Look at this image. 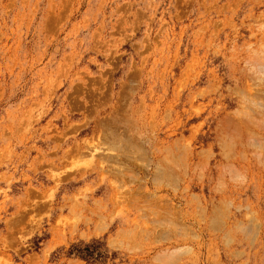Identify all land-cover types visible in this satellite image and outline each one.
Segmentation results:
<instances>
[{"label": "rangeland", "instance_id": "1", "mask_svg": "<svg viewBox=\"0 0 264 264\" xmlns=\"http://www.w3.org/2000/svg\"><path fill=\"white\" fill-rule=\"evenodd\" d=\"M263 56L264 0H0V264H264Z\"/></svg>", "mask_w": 264, "mask_h": 264}, {"label": "bare ground", "instance_id": "2", "mask_svg": "<svg viewBox=\"0 0 264 264\" xmlns=\"http://www.w3.org/2000/svg\"><path fill=\"white\" fill-rule=\"evenodd\" d=\"M263 47V46H262ZM261 47V48H262ZM259 51V50H258ZM260 57V56H259ZM264 57V56H263ZM262 58V57H261ZM260 58V59H261ZM264 62V61H263ZM262 62V60H261V63H263ZM253 63V62H252ZM255 63H257L256 61H255ZM255 63H253V64H255ZM251 64V63H250ZM253 66V65H252ZM264 65H262V67H263ZM255 67V66H254ZM260 68V67H258L259 69H262V70H264V67L263 68ZM261 70V71H262ZM259 72V71H258ZM253 73V72H252ZM259 74V73H258ZM263 74V73H262ZM261 74V75H262ZM264 76V75H263ZM262 77V76H261ZM257 78H259V80H260V77H257ZM263 81H264V79H263ZM260 83H258V84H261V81H259ZM263 83V82H262ZM264 84V83H263ZM251 85V84H250ZM255 86V85H254ZM248 88V87H247ZM251 89V88H250ZM254 89H257V88H254ZM261 89H263V88H261ZM261 89H260V91L259 92H261ZM253 91V90H252ZM244 92V91H243ZM247 92H248V90H247ZM253 93V92H252ZM255 93H256V90H255ZM263 93V92H262ZM264 94V93H263ZM260 96V95H259ZM259 96H257V97H259ZM247 97V96H246ZM245 97V98H246ZM251 98H252V96H251ZM249 100V99H248ZM251 100V99H250ZM250 100H249V102H250ZM257 100V99H256ZM243 101V100H242ZM252 101V100H251ZM254 101V100H253ZM252 101V102H253ZM259 101V100H258ZM260 101H263L262 99L260 100ZM249 102H248V104H249ZM255 103H256V101H255ZM258 103V102H257ZM260 103V102H259ZM250 104H252V103H250ZM258 106H259V108L260 107H263V110H264V106L262 105H259V104H257ZM256 106V105H255ZM248 107V106H247ZM247 109V108H246ZM249 109V108H248ZM251 110H252V108H250ZM254 109H257V108H255L254 107ZM260 110V109H259ZM258 110V111H259ZM250 111V110H249ZM260 111H262V110H260ZM243 112V111H242ZM252 112V111H251ZM254 112V111H253ZM252 112V113H253ZM256 112V111H255ZM254 112V113H255ZM258 113V112H257ZM264 113V112H263ZM239 114V113H238ZM259 115L258 116H260V113H258ZM261 115H262V113H261ZM254 116V115H253ZM257 116V117H258ZM263 116V115H262ZM238 117V116H237ZM242 118V117H241ZM235 119H236V117H235ZM238 119V118H237ZM241 120V119H240ZM242 120H245V119H242ZM237 121V120H236ZM234 123H237V122H235L234 121ZM116 124V123H115ZM221 124V123H220ZM231 124V123H230ZM229 124V125H230ZM243 124V123H242ZM114 125V124H113ZM233 125H237V124H233ZM246 126H247V124H246ZM111 128H112V126H110ZM224 127V126H223ZM248 127V126H247ZM257 127V126H256ZM118 128V127H117ZM225 129V128H224ZM233 129V128H232ZM250 129V128H249ZM106 131H107V129H105ZM117 130V129H116ZM229 130H230V128H229ZM222 131V130H221ZM237 131V130H236ZM248 131H250V130H248ZM110 132H112V131H110ZM122 132V131H121ZM234 132V131H233ZM232 132V133H233ZM264 132V131H263ZM250 133V132H249ZM122 134V133H121ZM227 134V133H226ZM225 134V135H226ZM240 134H241V132H240ZM102 135V134H101ZM125 135V134H124ZM254 135V134H253ZM257 135H259V134H257ZM261 135V134H260ZM120 136V135H119ZM118 136V137H119ZM234 136V135H233ZM256 137H258V136H256ZM112 138V137H111ZM240 138V137H239ZM252 138V137H251ZM253 138H255V137H253ZM126 139V138H125ZM131 139V138H130ZM233 139V138H232ZM256 140H257V143L256 144H258V141H260L261 139H260V137H259V139L258 138H255ZM226 140V139H225ZM228 140V139H227ZM245 140V139H244ZM247 140V139H246ZM264 140V139H263ZM126 141V140H125ZM128 141V140H127ZM234 141V140H233ZM262 141V140H261ZM101 142V141H100ZM110 142V141H109ZM123 142V141H122ZM253 142H255V141H253ZM253 142H252V144H253ZM111 143V142H110ZM230 143V142H229ZM263 142H260V144H262ZM99 144V143H98ZM109 144V143H108ZM107 144V145H108ZM233 144H235V143H233ZM100 145H101V143H100ZM99 145V146H100ZM230 145V144H229ZM229 145H227V146H229ZM264 145V144H263ZM122 146V145H121ZM128 146V145H127ZM259 146V145H258ZM101 147H102V145H101ZM107 147H109V146H107ZM110 147H112V145L110 146ZM116 147V146H115ZM131 147V146H130ZM138 147V146H137ZM178 147V146H177ZM184 147V146H183ZM223 147V146H222ZM231 147V145L228 147V148H230ZM255 147V146H254ZM106 148V147H105ZM166 148V147H165ZM250 148V147H249ZM115 149V148H114ZM124 149V148H123ZM138 149V148H137ZM182 149V148H181ZM180 149V150H181ZM261 149V148H260ZM127 150H128V148H127ZM160 150V149H159ZM158 150V151H159ZM136 151V150H135ZM166 151V150H165ZM170 151H171V148H170ZM261 152V151H260ZM98 153V152H97ZM130 153V152H129ZM133 153V152H132ZM139 153V152H138ZM146 153V152H145ZM180 153V152H179ZM182 153V152H181ZM256 152H254V154H255ZM172 154H173V152H172ZM133 155V154H132ZM175 155V154H174ZM261 155V154H260ZM99 156H100V154H99ZM118 153L117 154H107L106 155V159H107V161H109L110 160V162H115L116 164H112V165H110L111 167H115L116 168V170H117V172H119L120 174H122L123 176L125 175L126 176V174L127 175H129L128 174V172L129 171H131L132 172V170L130 169V167H129V165L128 164H126V163H121L122 161H120L119 159H118ZM142 156V155H141ZM257 156H258V154H257ZM128 157V156H127ZM139 157V156H138ZM105 159V158H104ZM105 159V160H106ZM109 159V160H108ZM120 159H123V158H120ZM133 160V159H132ZM100 161V160H99ZM186 161V160H185ZM264 161V160H263ZM104 162V161H103ZM147 162H149V161H147ZM101 163V162H100ZM107 163V162H106ZM133 163V162H132ZM138 164V163H137ZM141 164V163H140ZM146 164V163H145ZM154 164V163H153ZM170 165H172V164H170ZM169 165V166H170ZM138 166H140V165H138ZM164 166V165H163ZM168 166V165H167ZM145 167V166H144ZM158 168H159V166H157ZM131 168H133V167H131ZM160 168H161V166H160ZM164 168H165V170H164ZM163 168V171L162 172H166L167 171V169H166V166ZM171 168V167H170ZM169 168V170H171ZM102 169V168H101ZM162 169V168H161ZM161 169H158V171H161ZM104 170V169H103ZM141 170V169H140ZM168 170V171H169ZM173 170V169H172ZM105 171V170H104ZM158 171H156V172H158ZM167 171V172H168ZM174 171V170H173ZM176 171V170H175ZM134 172V171H133ZM183 172V171H182ZM135 173V172H134ZM168 173H170V172H168ZM159 174V177H160V173H158ZM157 174V175H158ZM163 174H165V173H163ZM172 174V173H171ZM182 174V173H181ZM133 175L134 174H132L131 173V177H133ZM156 175V176H157ZM168 175V174H167ZM135 176L137 177V175L135 174ZM155 176V175H154ZM178 176V175H177ZM129 177V176H128ZM164 177V176H163ZM163 177H162V179H163ZM170 177V176H169ZM134 178V177H133ZM158 177H156V179H157ZM120 179V178H119ZM129 179V178H128ZM136 179H138V178H136ZM141 179V178H140ZM155 179V180H156ZM127 180V179H126ZM135 179H133V181H134ZM157 180H159V178L157 179ZM156 180V181H157ZM125 181V180H124ZM130 181V180H129ZM161 181V180H160ZM131 182V181H130ZM159 182V181H158ZM172 182V181H171ZM125 184V183H124ZM169 186H171V184L169 185ZM116 188V187H115ZM127 188V187H126ZM142 188V187H141ZM129 189V188H128ZM127 189V190H128ZM143 189V188H142ZM117 190V189H116ZM125 190V189H124ZM139 190V189H138ZM131 191V190H130ZM175 191V190H174ZM128 192H129V190H128ZM134 192H136V190L134 191ZM119 193V192H118ZM132 193V192H131ZM124 194V193H123ZM133 194V193H132ZM137 194V193H136ZM158 195V194H157ZM113 196V195H112ZM121 196H123L122 194H121ZM147 196H148V194H147ZM153 196V195H152ZM132 197V196H131ZM139 197V196H138ZM144 197V196H143ZM167 199V198H166ZM133 200H135V197H134V199ZM139 200V199H138ZM159 200V199H158ZM117 201V200H116ZM137 201V200H136ZM199 201V200H198ZM158 202V201H157ZM165 202V201H164ZM149 203V202H148ZM169 203V202H168ZM167 203V204H168ZM128 204V203H127ZM126 204V205H127ZM162 204V203H161ZM160 204V205H161ZM143 205V204H142ZM156 205H158V204H156ZM160 205H158L159 207H161ZM164 205V204H163ZM139 206L141 207V205L139 204ZM153 206H155V205H153ZM152 205H151V203L150 204H146V206H145V210L146 211H148L149 212V214L151 215H153V214H155V215H161V210L164 208L165 209V207H163L162 206V209H158L159 207L157 206H155V207H153ZM216 207V206H215ZM141 210V209H140ZM163 212H165V211H167V212H171V210L169 211V210H162ZM178 211V210H177ZM173 212V211H172ZM172 212H171V214H172ZM174 212H175V210H174ZM254 212V211H253ZM142 213V212H141ZM251 213V212H250ZM142 214H144V213H142ZM163 214H166V213H163ZM168 214V213H167ZM166 214V215H167ZM177 214V213H176ZM179 214V213H178ZM159 215V217H161L162 218V216H160ZM169 215H170V213H169ZM211 216V215H210ZM156 217H158V216H156ZM156 217H154V219L156 218ZM166 216H163V219L165 218ZM203 217V216H202ZM246 217V216H245ZM251 217V216H250ZM103 218V217H102ZM168 219H169V221H170V223H171V225H173V226H177L178 225V223H177V221L175 220V219H171V218H169V217H167ZM157 219V218H156ZM161 221L160 220V218H158L156 221ZM199 220V219H198ZM216 220H217V218H216ZM179 221H180V219H179ZM197 221V220H196ZM199 221H201V220H199ZM236 221H238V220H236ZM162 222V221H161ZM166 223H167V220L165 221ZM160 223V222H159ZM215 223V222H214ZM236 223V222H235ZM162 224H163V222H162ZM219 224V223H218ZM224 224V223H223ZM160 225V224H159ZM170 225V226H171ZM182 225V224H181ZM185 225V224H184ZM188 225V224H187ZM222 225V224H221ZM240 225V224H239ZM158 226V225H157ZM156 226V227H157ZM164 226H165V223H164ZM169 226V227H170ZM217 226V225H216ZM236 226V225H235ZM238 226V225H237ZM163 227V226H162ZM166 227H168V225L166 226ZM246 227H248V228H250V231H252V232H250V234L252 233L253 234V236L254 235H256L257 234V232H259V230L260 229H262L263 231H264V219L261 217V216H252L251 217V219H248V223H246V226L244 227V228H246ZM183 228H185V227H183ZM162 229V228H161ZM165 229V228H164ZM220 229V228H219ZM140 230V229H139ZM231 230V229H230ZM126 231V230H125ZM145 231V230H144ZM179 231V230H178ZM183 231V230H182ZM192 231V230H191ZM244 231V230H243ZM245 231H246V229H245ZM121 232V231H120ZM124 232V231H123ZM133 232V231H132ZM170 232V231H169ZM247 232H249V229H248V231ZM122 233V232H121ZM165 233V232H164ZM227 233V232H226ZM125 234V233H124ZM129 234H131L130 232H129ZM168 234V233H167ZM164 235V234H163ZM195 235V234H194ZM262 235H263V233H262ZM122 236V235H121ZM166 236V235H165ZM197 236V235H196ZM229 236H231V235H229ZM123 237V236H122ZM121 237V238H122ZM169 237V236H168ZM154 238V237H153ZM228 239H230V238H228ZM223 240V239H222ZM262 240V239H261ZM182 241V240H181ZM158 242V241H157ZM178 243V242H177ZM262 243V242H261ZM180 245V244H179ZM175 247H177V248H170V249H162V250H160L159 251V253L158 254H156L155 255V257L153 258V260L155 259V261H161L162 262V260H165L166 259V262H164V263H162V264H165V263H167V262H169V264H170V259L173 257V259H174V257H175V255L177 254L176 252H179V248H181L182 246H175ZM189 248V252H191V253H189L190 255H188V257L190 258V259H188L187 260V263L188 264H199L200 263V261L202 260L201 259V257H200V255L199 254H195L194 252V250H193V248H191V247H188ZM182 249V248H181ZM184 250V249H183ZM187 250V249H186ZM183 253V252H182ZM182 253H180V255L182 254ZM179 255V254H178ZM234 255V254H233ZM206 257H208V256H206ZM178 258V257H177ZM176 258V259H177ZM176 259H174L173 261H171V264H173L174 262L175 263H177L175 260ZM179 259V258H178ZM211 260V259H210ZM154 261V262H155ZM178 261V260H177ZM204 261H207V258L204 260ZM213 261V260H212ZM206 263V262H205ZM152 264V263H151ZM158 264V263H157ZM160 264V263H159Z\"/></svg>", "mask_w": 264, "mask_h": 264}]
</instances>
